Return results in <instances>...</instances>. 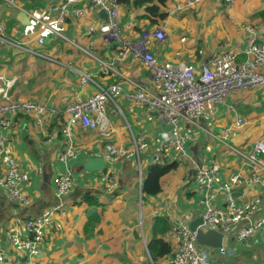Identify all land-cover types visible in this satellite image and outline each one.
<instances>
[{
  "label": "crops",
  "instance_id": "1",
  "mask_svg": "<svg viewBox=\"0 0 264 264\" xmlns=\"http://www.w3.org/2000/svg\"><path fill=\"white\" fill-rule=\"evenodd\" d=\"M136 1L144 0L121 2L122 31L127 38L134 39L143 30L163 27L166 33L164 42L149 47L158 61L184 62L198 67L213 53L225 51L233 52L238 61H243L252 40L256 43L264 41V0H233L227 6L224 0H203L186 16L182 12L176 16V13L168 15L172 2L177 4L180 0H165L160 8L167 13V18L154 25L150 24L145 12L148 4L134 5ZM210 1L224 2V9L218 6L223 11L217 9L223 13L219 26L222 38H218L219 27L212 13L216 9H209ZM15 3L13 7L0 0V22L8 36L27 47L36 48L41 29L32 17L46 15L48 2L20 0ZM82 3V8L77 7L78 3L69 8L63 28L67 38L75 37L91 47L94 52L90 51L92 56L87 55L89 59L82 56V51L52 35L47 36L39 48L45 55L42 58L0 46V105L30 101L45 108L39 116L6 114L12 122V127L5 132L8 152L29 176L30 183L22 184L20 191L30 203L23 206L9 201L0 188V245L7 256V264H168L177 242L172 229L188 228L193 220L202 218L206 194L213 196L209 202L211 205L221 203L215 185L200 188L194 180L195 172L212 166L220 181H226L241 171L243 175L247 173L242 159L231 152V148L237 146L245 152L250 151L264 134V89L234 90L222 101L208 106L193 123L180 120L178 129L181 135L188 136L183 144L184 153L173 149L166 160L175 161L178 166L160 178L159 193L143 195L140 184L153 157L159 153L164 133L154 110L120 96L117 102L115 100L120 111L112 102L106 107L113 126L111 138H103L97 131L79 125L72 127L69 138L61 132L68 122L66 108L76 99L94 93L89 89L93 84L85 88L79 85L75 69L91 73L101 86L117 83L125 92L137 91L127 80L150 91L154 87L150 73L140 60L132 56L120 60L114 46L106 45L99 35L88 33L97 19L102 18L95 14L76 17L73 10L87 6L86 1ZM153 4L159 5L158 0H153ZM198 8L200 12L195 13ZM202 15L201 21L199 17ZM202 33L206 35L203 37ZM209 33H212V41L205 39ZM182 35H190L191 41H185ZM161 49L164 50L162 53L159 52ZM96 58L108 64L113 62L118 74L101 72ZM239 119L242 123L236 124ZM130 130L148 142V149L141 154V178L134 159L106 164L105 171L109 169L116 184V189L109 191L103 179L104 170L87 172L83 170V164L92 157H101L107 143L117 147L127 145ZM224 134L226 139H222ZM67 146L77 154L62 163L59 156ZM5 169V165H0V174ZM66 170L73 174L74 185L71 192L59 200L55 197L53 180ZM241 189L244 186L240 184L233 194ZM245 193L261 199L251 218L264 215V187H248ZM84 195L91 196L97 203L83 202ZM59 204L62 206L52 215L37 255L31 256L26 250L10 244L8 232L12 229L17 230L21 239L28 237L21 226L14 227L15 218L26 221ZM93 216H98L99 221L94 226H86ZM157 216H165L172 226L170 231L159 236L169 243L171 252L154 263L148 245L152 240L153 220ZM222 247L230 253L221 254L215 248L202 249L208 251L213 264H264V235L261 233L242 241L235 236H226Z\"/></svg>",
  "mask_w": 264,
  "mask_h": 264
},
{
  "label": "built area",
  "instance_id": "2",
  "mask_svg": "<svg viewBox=\"0 0 264 264\" xmlns=\"http://www.w3.org/2000/svg\"><path fill=\"white\" fill-rule=\"evenodd\" d=\"M5 3L15 7L16 1L3 0ZM48 2L47 14L42 18L35 19L40 33L36 42L38 46L45 43L47 36H54L70 44L86 55H91L75 41L69 40L62 32L55 30L48 20L54 25L64 23L69 16V8L80 1H86L84 9H74L76 17L95 14L100 11L106 13V19H97V23L90 27L88 33L97 34L106 45L114 46L117 56L124 60L127 56L140 60L146 70L150 73L153 90L150 91L134 82L127 80L137 91L125 92L121 85L114 83L107 86L97 84L93 75L89 72L75 69L79 85L82 88L93 84L97 90L85 98H78L66 108L68 122L62 127L64 137L69 138L73 126H81L97 131L103 138H111L113 126L106 114V104L120 96H125L140 105L154 110L160 124L173 125V129L162 134L161 148L159 153L153 157L151 164H163L170 155V151L176 149L184 153V141L187 135H181L178 123L184 119L193 123L205 109L224 99L225 96L234 90L248 88L264 89V41L256 43L252 40L245 50V60L239 62L237 55L233 52L213 53L200 66L184 62L172 63L158 61L150 52L149 47L154 44H161L166 38L163 27H154L143 30L134 39L125 36L120 25V0H45ZM229 4L233 0H224ZM203 0H180L168 15L182 12L184 10H195ZM0 46L18 50L24 54L42 58L45 55L36 47L25 46L21 41L8 36L4 24L0 22ZM100 71L105 74H118L113 62L110 64L98 60ZM118 111L120 109L116 106ZM45 112V108L35 102L11 101L0 105V165L6 169L0 174V188L4 190L7 200L17 202L23 206L29 205L28 197L20 191L22 184H29V176L19 168L17 160L8 152L7 138L5 132L12 127V122L6 116L10 114H31L39 116ZM237 120L236 124H241ZM131 132V130H130ZM224 134L222 139H226ZM148 149V142L143 137H137L131 132L130 141L127 145L116 146L107 143L101 158L106 164H112L118 160L134 159L137 163L138 176L141 178V154ZM232 152L242 159V164L247 173L243 171L233 174L226 181H220L212 166L200 168L194 174V180L200 188L215 185L217 193L221 196L220 205H211L212 195L206 194L202 224L198 228L204 231H215L226 236H235L239 241L246 240L255 233L264 235V215L252 219L251 216L257 211L261 199L257 196L249 197L245 193L248 187H264V134L254 143L250 151H243L238 148H231ZM76 151L67 146L59 156V161L65 163L68 159L76 157ZM103 179L107 189H116V184L111 177L109 169L103 173ZM55 185V197L59 200L67 196L74 185L73 174L66 170L59 173L53 180ZM244 186L238 194L233 196L237 187ZM62 204L56 208L43 211L40 215L22 221L14 219V227L21 226L27 234L26 239H21L17 230L8 232L10 244L17 249L26 250L31 256L39 253V245L43 243L47 227L50 226L52 215ZM176 236V246L172 251L168 264H213L208 251L202 249L196 243V232L190 231L187 227H176L172 229ZM221 254H229L230 251L224 247L218 248ZM5 251L0 245V264H7ZM10 260V258H9Z\"/></svg>",
  "mask_w": 264,
  "mask_h": 264
},
{
  "label": "trees",
  "instance_id": "3",
  "mask_svg": "<svg viewBox=\"0 0 264 264\" xmlns=\"http://www.w3.org/2000/svg\"><path fill=\"white\" fill-rule=\"evenodd\" d=\"M20 1V0H14ZM123 3H128L129 0H120ZM143 2L147 3L148 6L145 8V12L150 21V24H157L158 21H163L167 18V13L161 10L160 6H164L165 0H158V4H153V0H144L142 2H134V5L142 4ZM42 46H38L37 48L41 49ZM39 49V50H40ZM41 51V50H40ZM241 61V60H239ZM177 162H167L165 161L163 164H151L146 169V176L140 184V192L145 195H156L160 192L161 188L159 185V180L162 176L167 173L175 170L177 168ZM83 202L89 203H97L91 196L84 195ZM99 221L98 216H93L92 219L87 223L86 226L95 225ZM172 229L168 219L165 216H157L153 220L152 225V240L148 245V250L150 253V257L154 263L159 258L164 257L165 255L171 252V247L168 242L159 238V236L167 233Z\"/></svg>",
  "mask_w": 264,
  "mask_h": 264
},
{
  "label": "water",
  "instance_id": "4",
  "mask_svg": "<svg viewBox=\"0 0 264 264\" xmlns=\"http://www.w3.org/2000/svg\"><path fill=\"white\" fill-rule=\"evenodd\" d=\"M98 15L102 19L104 20L106 19V13L104 11H100ZM172 129H173V125L161 124V131L164 133H168ZM105 168H106V163L101 157H92L83 164V170L87 172H99V171H103ZM237 194L234 193L233 196ZM201 224H202V218L199 217L193 220L188 226V229L190 231L196 232L197 245L200 247H208L215 249L221 248L223 246L224 236L215 231H211V230L204 231L203 229L198 228V226Z\"/></svg>",
  "mask_w": 264,
  "mask_h": 264
},
{
  "label": "rangeland",
  "instance_id": "5",
  "mask_svg": "<svg viewBox=\"0 0 264 264\" xmlns=\"http://www.w3.org/2000/svg\"><path fill=\"white\" fill-rule=\"evenodd\" d=\"M220 2L221 1H216V2H208V3H210V5H209V9H211V10H214V9H216V11H213L212 13H213V15L215 16V23L217 24V26L219 27L220 26V21L222 20V18H221V14H223V13H221L222 11H223V9H224V7L225 6H223L224 4L227 6V5H229V4H227V3H224V2H222V3H224L223 5H222V3L220 4ZM176 5V2L175 3H173L172 2V4H171V6L169 7L170 8V10L172 9V8H174V6ZM221 6L223 9H219V7L218 6ZM77 7H79V8H82L83 7V3L80 1L78 4H77ZM200 8V7H199ZM197 9V11H195V13H199L200 12V9ZM219 11H221L220 13L218 12V10ZM188 12L189 11H187V10H184V11H182V15H184V16H186V15H188ZM178 13H176L174 16H176ZM200 15V14H199ZM198 15V16H199ZM199 19L202 21L203 20V15H202V17L200 16L199 17ZM49 21V23L52 25V27L55 29V30H57V31H60V32H62L64 35H65V33H64V28H63V26H64V23H61L60 25H54L53 24V21L52 20H48ZM190 23H192L191 21H190ZM212 30V29H211ZM218 32L220 33L221 32V29H220V27L218 28ZM168 35L169 36H171V33L170 32H168ZM203 37L206 35V34H201ZM200 35V36H201ZM66 36V35H65ZM67 37V36H66ZM182 37H183V39H185V41H191L190 39H191V36L190 35H182ZM218 38H222V35H221V33H220V35H219V37ZM69 40H72V41H75L78 45H80V46H82V47H84V49L86 48V50H89V51H92V49H91V47L90 46H88V44H85V43H82V41H80V40H78L77 38H75V37H71V39L70 38H68ZM205 39L206 40H210V41H212V33H209L206 37H205ZM162 51H164L163 49H161L159 52L160 53H162ZM92 52H94V51H92ZM168 53H171V51L170 52H168ZM83 54V53H82ZM83 57H85V58H87L88 56L87 55H85V54H83L82 55ZM87 56V57H86ZM88 59H89V57H88ZM89 89H91V91H93V92H95L96 90H97V88L95 87V86H91V88H89ZM116 102H117V100H116ZM110 102H108L107 104H106V107H108L107 105L109 104ZM119 114L120 115H122L120 112H119ZM236 148H237V146H236ZM231 151V150H230ZM232 152V151H231ZM141 159H143V155H141Z\"/></svg>",
  "mask_w": 264,
  "mask_h": 264
}]
</instances>
